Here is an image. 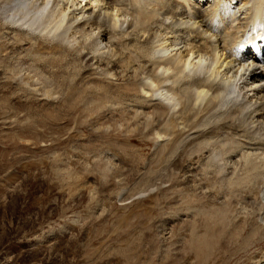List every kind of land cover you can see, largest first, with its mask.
<instances>
[{
	"label": "rangeland",
	"instance_id": "1",
	"mask_svg": "<svg viewBox=\"0 0 264 264\" xmlns=\"http://www.w3.org/2000/svg\"><path fill=\"white\" fill-rule=\"evenodd\" d=\"M78 1H80L82 8L84 7V17L98 8H107V5L103 3L105 0ZM143 1L150 9L152 1ZM235 1L183 0L182 2L180 0L179 3L181 4L178 3V10L183 11L182 5H184L183 8L186 7L187 2L194 7L195 11L200 10L203 14H212L214 10L217 14L220 10V15L218 13V15L215 14L216 16L212 15L210 17L212 23L210 24L212 27H210L214 30L206 32L204 35L207 39H210V43L213 41L215 43L216 37L213 36L214 34L217 36L223 34L221 25L219 26L220 20H223L228 27L230 26L231 30L228 28L230 32L236 33L238 30L237 34L234 33V35L240 39L252 38L255 36V30L252 28L251 20L246 21V18L250 15L247 16V14L249 11L251 12V4H247L245 10L244 6L239 3L238 5L235 4L238 2ZM93 2L97 3L95 9L92 8L93 5H96ZM262 3L264 4V1ZM80 4L78 7H81ZM120 4L123 9H128L127 0H113L112 2V5H117L116 7H119ZM61 5L54 9L52 0H50L44 6L45 8L42 9L44 16H56L55 13H57ZM18 6L14 4L12 8L17 10ZM25 7L28 9L27 6ZM26 8H24V11L27 10ZM90 8L92 9L90 10ZM235 8H237L236 11ZM184 9L187 10L188 8ZM128 10H131L130 7ZM3 11L1 9L0 13ZM187 11V14H189V10ZM233 11L236 15H234V19L231 16ZM214 16L215 18L213 19ZM132 17L127 16V21L133 20ZM128 22H125L122 26L119 24L120 27L116 30L115 40L107 41L108 44L106 43V45L109 49L112 48V54L114 49L121 50L123 55L128 54L127 51L129 49L125 50L121 45L117 46L116 43L120 41L122 34L123 38H125L127 33L130 32L127 30ZM181 27L186 28L185 26ZM181 27H178L180 29L176 31V34L182 33L183 35H180L188 36L189 29L182 30ZM94 28L96 31L95 25L93 26ZM90 29L91 27L88 25L83 26L84 33L89 32ZM70 32L71 30L68 33ZM169 32V35L172 33L174 37L173 32ZM0 33L1 35L5 34L4 31ZM9 34L11 35L9 36ZM81 34H76V39L74 37L66 38L69 44L66 43V40H64V43L69 48L77 47L78 41L83 40L80 37ZM6 35L8 38L15 36L12 31H8ZM34 36H37L36 38L45 44H49V41L53 39L50 37L51 35L48 36L44 32L38 34L36 31ZM77 37L79 38L77 39ZM141 39L143 41L144 38ZM259 40L261 41L256 47L259 51H256V53L260 55L264 46L261 45V49L259 45L264 43V35L261 39L258 37L257 41ZM53 41L57 42L54 39ZM53 41L52 43H54ZM238 41V38L233 37V40L229 41V46L233 42ZM245 42L248 43L247 40ZM156 46L155 41L156 57L160 58L164 51L161 49V52ZM221 48L223 49L224 46H221ZM232 48L234 49V46ZM106 51L107 49L105 48V51L101 53H106ZM107 54L109 53L104 56L107 57ZM167 54H169V57L177 55L175 51H168ZM225 54L229 57L232 56L230 57L231 59L237 57L238 60H245L244 57H240L234 51L230 53L226 51ZM116 57L117 55L113 56L114 59ZM205 57L202 58V63L209 66L211 57ZM197 61L198 59L196 58L192 59L190 65L196 67ZM263 62L262 60L261 63L254 65L258 68V71L262 72L259 85L264 84ZM236 64L234 63L231 66L232 68L234 66V68L227 78L233 76V74L235 75V71L238 68V64ZM248 64L251 63L246 62L243 67L245 69L250 66L247 72L253 70L252 66ZM135 65L138 64L136 63ZM26 67L22 65V75L26 73ZM243 69L240 68L236 72V74L238 73V78L236 77L235 82L241 78L239 74L243 72ZM126 72H123L124 75L120 80L114 81L112 79L111 91L116 92V89L123 85L124 80H129L133 72L129 69ZM220 77L221 79H219ZM225 78L226 76L218 75L215 83H223ZM244 78L241 80H244ZM146 79H144V84H149V80L147 79L148 81H146ZM2 81L4 80L1 79ZM227 82H229L228 79ZM235 82L231 84V88L234 98L238 100L234 99L232 104L224 109H216L214 111L215 114L216 112L230 109L232 105L233 107H239V112H246L248 107H250V104L249 106H247L248 104L245 105L244 111L242 107L240 108L244 99L241 101V97H238V85ZM250 86L253 87L250 82L242 85L245 90L249 89ZM12 87L15 89L17 86L14 85ZM165 87L171 88L167 85ZM14 89L12 91L0 89V98H8L5 99L8 107H13L25 99L22 97L21 99L12 100L19 97L17 96L18 88L15 89L16 91ZM87 92H90L89 88H87ZM257 97L259 98L260 96L258 95ZM178 99V96L167 94L164 91H157V89L152 96L133 94L122 108L125 109L122 113L125 122L121 123L119 120L120 105H112L109 102V104L106 103L107 109L105 111L108 110L105 112L106 116L95 126L88 125L84 119H81V123L76 122L74 119L77 114H74L73 111L64 110L61 105H58L55 101H50V99L48 101L45 99L48 103L45 100H41V103L35 102L34 108L39 107L38 105L41 106L37 109L39 114H35V112H20L14 115L10 111V114H12L10 118H6L5 115L3 117L0 116V264H195L193 257L176 261H171L170 259L174 255L180 257L184 255L183 252L186 250L185 247L190 240L191 227L196 220H199L197 213L209 210L215 206L217 208L218 205L224 204L229 199V190L223 187L228 185L236 176L243 174L245 158L247 157L246 160H253L255 164L261 165L262 162L260 163V160H264V154L260 150L255 151L256 153L254 154V151L248 150L249 146L250 149H252V146L246 143L247 139H239L243 144H248V148L246 145L244 147L240 142L243 147L241 146L242 149L238 150V153L236 152L233 155H214L215 151H219L218 146H221L218 143L222 140V136H220L217 142L215 138L209 141L210 143H208L207 147L209 151L207 153L199 152L191 155L190 151H185V154L175 155L176 157L171 156L173 160L178 162L179 168L187 172L186 175L182 176V173L177 171L178 167L177 170L172 169L170 166L168 167L169 161H172V158L166 155L168 138H163V136L156 137V135H153L154 133L147 134L149 129L139 126L138 130H140V127L142 128L141 131L146 130L143 131V134H147L145 138L146 145L138 140L131 143L124 140L127 136H135L129 133L136 129L138 122L143 125L147 121H152L151 117L148 119L145 116V114L150 116L151 110L149 109L151 108L142 109L146 107L142 103L148 104L147 106H152L159 102L162 103L169 110V115L165 119L167 121L172 119L171 117H174V119L179 117L181 106L173 107V101ZM251 100L253 101L250 102L252 106L256 98H251ZM134 103L142 104V108H138ZM45 104H52V108L49 105L48 108H43L42 106ZM135 111L138 112L137 116ZM5 112L8 111L4 108L0 109V113ZM63 113H65V116L61 117ZM237 114L233 115L232 113L233 116L231 118L233 117L234 122L235 120L237 121V118L241 120L245 118L243 115L245 113ZM260 120H258V123L260 122L262 128L264 122L262 121V124ZM216 121L217 119L213 120L214 123ZM248 122L244 123V128L247 127ZM176 123L167 127L171 133H178L183 129L179 120ZM235 123L238 124L237 122ZM162 127H165V125H162ZM248 127L247 129H250L249 132H253L255 125ZM20 133L25 135L33 134L36 136L37 141L30 140L31 138L22 140ZM99 133L101 136H99ZM136 135H138V131ZM183 135L175 143L178 152H180V148H182L181 150L184 149L185 143L197 136L193 132ZM254 135L257 139L254 141L250 140V143L263 142L264 127L259 131L257 130ZM235 138L237 139V136ZM10 139L12 140L10 141ZM66 139H68L67 143L60 147L57 145ZM12 142L14 144H11ZM105 142L109 143L111 147L107 149L106 145H103ZM214 143L216 146L213 145ZM260 146L258 145L257 148H262ZM215 147L218 148L215 149ZM197 148L198 146L196 145L193 150L191 147V150L196 151ZM142 150L144 151L139 154V151L141 152ZM210 152H213V155ZM260 167L259 172L261 175H256V180H259L260 177L262 179L255 182L258 188L254 184V187L260 190V200L255 203L259 207L264 208V167ZM106 176L107 179L105 178ZM155 176H158V180ZM161 176L163 178H160ZM148 177H154L155 181L148 187L145 186L146 188L139 187L136 189L139 181ZM212 178L218 179L219 182L217 186L216 183L215 185L213 183V189L210 181ZM218 184L219 186L221 185L220 191L222 190V194L215 196L216 188L218 187L217 189H219ZM222 184L225 185L222 186ZM202 185L205 188L201 190L200 186ZM228 187L229 185L226 188ZM240 188L243 187L241 186ZM241 192L243 191L241 190ZM205 199H212L210 203L212 202L213 205L206 206L204 202L207 200ZM195 201L198 203L196 204ZM248 201H253V198H248ZM200 202H203L202 205L204 204V206ZM235 208L239 214L237 216L239 220H245L248 217L249 208L240 204L236 205ZM256 217L257 221H259L258 223H260L258 225L262 224V228H264V209L262 212H258ZM238 219L236 218L237 221ZM262 232L264 233V229ZM249 252L244 256L245 258L242 257L237 261H232L231 264H264V242L261 246L252 248ZM248 257L249 259H247ZM217 264L222 263L219 262Z\"/></svg>",
	"mask_w": 264,
	"mask_h": 264
},
{
	"label": "bare ground",
	"instance_id": "2",
	"mask_svg": "<svg viewBox=\"0 0 264 264\" xmlns=\"http://www.w3.org/2000/svg\"><path fill=\"white\" fill-rule=\"evenodd\" d=\"M49 1L50 0H0V10H4L0 13V32L4 31L5 33L2 35L0 33V89L12 91L14 89L12 86L16 85L17 87H15V89L18 88L17 96L19 97L13 98L12 100L21 99L22 97L25 98L21 103L13 107H8L5 100L8 98L1 97L0 109L4 108L8 111L0 113L1 117L5 115L6 118H10L12 114L15 115L20 112H35V114H39L37 109L41 106L38 105L39 107L34 108L35 102L41 103V100L44 101L47 99L48 101L50 99V101H55L58 105H61L64 110L73 111L74 114H77V117L74 119L76 122H80L82 121L81 119H84L85 123L93 126L99 124L106 116L105 112L108 111H105L107 109L106 103L109 104L110 102L112 105H120L119 120L122 123L125 122V119L122 117V113L125 109L122 108L124 103L126 101L128 102V98L131 95L143 94L144 96H152L157 89V91H164L167 94L178 96L179 99L173 101V107L181 106L179 117L175 119L171 117L172 119L166 121L165 119L169 115V110L160 102L152 106H147L148 104L142 103L146 106L143 108L142 104L134 103L140 109L151 108L149 109L151 110L150 116L146 114L145 116H147L148 119L151 117L152 121H147L143 123V125H140L138 122L136 129L129 133L135 136L130 135L124 139L128 143L138 140L140 143L145 144L147 134L154 133L153 135H156V137L163 136V138H168L166 155L170 157L173 155L176 157L175 155H181L185 151H190L191 155L199 152L207 153L209 151L207 150L208 143H210L209 141L215 138L217 142L220 136H222V140L218 142L221 145L218 146L219 151H215L216 153H214V155H233L236 152L238 153V150H241L244 145L247 146L248 144L252 146V149H250V146L249 148L247 146L248 150L254 151V154L256 153L255 151L259 150L264 154V140L263 142L259 141L261 143H250V140L254 141L257 139L254 135L255 132L264 127L261 128L262 125H260V122L258 123L260 119H262L260 120L261 123L262 121L264 122V84L259 85L262 72L258 71V68L254 66L257 65V63H261L262 60L264 61V51H262L263 53L261 52L260 55L256 53V51H259V49L256 48L258 47L256 37L257 39L258 37L260 39L262 38V36L256 34V32L259 30L264 32V4L262 3L264 0H236L238 2L235 4H241V6H244V9L247 4H251V12H247V16L250 15L246 18V21L251 20L250 23H252L251 25L255 30L254 33L256 37L254 35V38L248 37L246 39L248 43L245 42L246 40L240 39L238 36L234 35L235 32H230V26L228 27V25L224 24V21L220 19H218L220 20L219 26L221 25V32L223 34L217 36L213 33V36L216 37H214L215 43H213L214 41L210 43V39H207L204 35L206 32L214 30L210 25L212 24L210 17L216 14L215 10L212 14H203L200 10L195 11L194 7L187 2L188 4L184 7L189 10V14H187L188 11L183 8L184 5H182L183 11L178 10V3L180 0H150L152 1L150 9L143 0H127L129 5L128 9L130 7L131 10L123 9L121 4L120 6L118 5L119 7H116L117 5H112L113 0H105L103 3L107 5V8L93 10V12L87 14L85 17V11H83L84 7L82 8L80 1L52 0L54 9L60 4L62 5L57 10V13H55L56 16L45 17L42 9L45 8L44 6H46ZM14 4L19 5L17 10L12 8ZM79 4L81 7H78ZM94 4L96 5L92 4V8L95 9L97 3ZM25 6H27L28 9ZM24 8L27 10L24 11ZM92 8H90V10ZM236 10L237 8H235V11ZM219 11L218 13L220 15ZM218 13L216 15H218ZM234 15L235 12L233 11L231 15L232 19H234ZM127 16H133V20L128 22L126 19ZM125 22H128L127 30L130 32L127 33L126 39L123 38L122 34L120 36V41L116 43L117 46L121 45L125 50L129 49V52L127 51L128 54L123 55L121 50L114 49L112 54V48L109 49L106 43L116 38L115 34L117 28L122 26ZM84 25L91 27L89 32H83ZM94 25L98 30H96L97 33L95 28L93 29ZM181 26H185L189 29V35H186L187 37L182 36L183 34L180 33V31L179 33L182 35L176 34V31L180 29H178V27ZM186 28L181 27L182 30ZM69 30H71L70 33H68ZM8 31L14 32L15 36L8 38L6 35ZM36 31L38 34L44 32V34L48 36L51 35L50 37L57 40V42L55 43L53 39L52 41L54 43H52V41H49V44L40 42V40L36 38L37 36H34ZM165 31L166 33H164ZM169 31L173 32L174 37L172 33L169 35ZM237 31L235 34H237ZM78 33H82L80 37H82L83 40L78 41L77 47L69 48L64 43V40L69 44L67 39L73 37L76 39L75 35ZM10 35L11 34H9V36ZM233 37L238 38L239 41L233 42V44L229 46V41H232ZM78 38L79 37H77V39ZM141 38H144L143 41ZM155 41L157 44L156 47L160 49L161 52V49L164 51L160 58L156 57ZM260 41L261 40H259V42ZM261 45L264 46V43L260 44L259 47H261ZM221 46H224V48L222 49ZM232 46H234V49H231ZM105 48L107 49L106 53H109L106 55L107 57L104 56L106 53H101L105 51ZM168 51H175L177 55L169 57V54H167ZM226 51L228 53L234 51L235 54L244 57L245 60H238L237 57L231 59L230 57L232 56H227L225 54ZM23 54L25 55L23 56ZM115 55H117V57L114 59L113 56ZM205 56L211 57L209 66L202 63V58ZM194 58L198 59L196 67L190 65ZM246 62L251 63L248 65H251L253 70L247 72L250 66L243 69ZM136 63L138 65H135ZM234 63L238 64L235 75L233 74V76L227 78L229 73L233 71L234 66L233 68L231 66ZM22 65L27 66L25 69L26 73L23 75L21 74ZM240 68L243 69V72L239 74L241 78L237 79V82H235L236 77L238 78V73L236 74V72ZM128 69L133 72L129 80H124L123 85L120 86L119 89H116V92L111 91L112 79H114V81L120 80ZM218 75L226 76L223 83H215ZM243 77H245L244 80H241ZM145 78L149 80V84H144ZM1 79L4 81L1 82ZM147 79L146 81H148ZM219 79H221V77ZM227 79L229 82H227ZM230 79H233V82ZM234 82L238 85L239 92H237L240 95H238V97H241V101L244 99L243 104H239L240 108L242 107L244 111L245 105L248 104L247 106H249L250 104V107H248L246 112H239V107H233L232 105L230 109L216 112L215 114L214 111L216 109L226 108L228 105L232 104V101L235 99L231 88V84H234ZM248 82H250V85H253V87L250 86L249 89L245 90L242 85H246ZM166 85L171 88L165 87ZM87 88H89L90 92H87ZM258 95L260 96L259 98L257 97ZM254 97L256 101H254V104L251 106L250 102H253L251 98ZM48 105L52 108V104H45L42 107L48 108ZM10 111L13 113L10 114ZM109 111L111 112V110ZM232 113L233 115L245 113L243 114L245 118H242V120L237 118L235 122L238 124H236L232 119L233 117L231 118V116H233ZM135 114L137 116L138 112L135 111ZM63 116H65V113H63L61 117ZM216 119L217 121L214 123L213 120ZM24 120L26 119L24 118ZM178 120L180 121V125L183 126V129L178 133H171L167 127L172 126V124H175ZM245 122H248L246 125L247 127L255 125L254 131H250L254 134H251L249 132L250 129H247V127L244 128ZM162 125H165V127H162ZM139 126L149 129L148 133L143 134L145 129L141 131L142 128L140 127V130H138ZM137 131L138 135H136ZM192 132L197 136L185 143L183 146L184 149L181 150L182 148H180V152H178L175 143L178 142L181 136H184L183 134L188 135ZM20 136L22 140L25 138L26 140L29 138H31L30 140H36V136L33 134L25 135L24 133H20ZM99 136H101L100 133ZM236 136L237 139L235 138ZM239 139H247L246 143L248 144H243ZM11 140L12 139H10V141ZM67 141L68 139L63 140L57 145L60 147L67 143ZM11 144L14 143L12 142ZM103 145H106L105 147L107 149L111 147L107 142ZM196 145L198 146L197 150L192 151L193 147H196ZM213 145H215V143ZM258 145H261L262 148H257ZM218 147H215V149ZM143 151L144 150L141 152L139 151V154ZM210 154L213 155V152H210ZM246 158L243 164V174L233 178V180L229 182L228 188H226L228 185L223 187L229 190V199H227V201L225 199L226 202L218 205L217 208L216 206L214 208L209 207V210L197 213L199 220H196L195 224L191 227L190 240L187 242V246L185 247L186 250L183 252L184 255L180 257L173 254L174 256H171L170 259L171 261L193 257L195 264H217L219 262L222 264H231L232 261H237L246 256L252 248L259 247L263 244L264 233L262 230L264 228H262V224L258 225L260 223H258L259 221H257L258 219H256V216L257 213L262 212L264 208L256 204L257 201L260 200V190H257V183L255 182L258 180H256V175L260 174V166L264 167V160H260V163L262 162L261 165H257L253 160H246ZM171 160L172 161H169V163L167 162L168 167L170 166L174 170H177L178 167L177 171H180L182 176L186 175L187 172L179 168L178 162L173 160V158ZM105 178L107 179V176ZM153 178L154 177L141 179L136 189L139 187H148L155 181ZM160 178L163 177L161 176ZM260 179L262 178L260 177ZM210 181L212 182V186L213 183L214 185L216 183V186L217 183H219L216 178H212ZM183 184L185 185L184 182ZM254 184H256L255 187L257 188L254 187ZM224 185L222 184V186ZM241 186L245 191L243 188H240ZM204 188L203 185L200 186L201 190ZM213 188L214 186L212 189ZM217 188L215 190L216 193H214V195L216 194L215 196L222 194V190L220 191L221 185L219 189ZM241 190L243 192H241ZM252 195L253 197H251ZM248 198H253V201H248ZM211 200L205 201V205L212 206V202L210 203ZM197 203L198 202H196V204ZM238 204L244 205L250 209L249 214H247L248 217L245 220H239L237 217L239 214L236 212L235 207ZM202 206H204V204ZM247 259H249V257Z\"/></svg>",
	"mask_w": 264,
	"mask_h": 264
}]
</instances>
